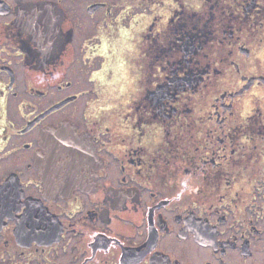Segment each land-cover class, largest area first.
Listing matches in <instances>:
<instances>
[{
  "label": "flooded vegetation",
  "instance_id": "1",
  "mask_svg": "<svg viewBox=\"0 0 264 264\" xmlns=\"http://www.w3.org/2000/svg\"><path fill=\"white\" fill-rule=\"evenodd\" d=\"M0 264H264V0H0Z\"/></svg>",
  "mask_w": 264,
  "mask_h": 264
},
{
  "label": "water",
  "instance_id": "2",
  "mask_svg": "<svg viewBox=\"0 0 264 264\" xmlns=\"http://www.w3.org/2000/svg\"><path fill=\"white\" fill-rule=\"evenodd\" d=\"M76 132L73 121L62 120L41 134L45 151H39L34 162L47 184L72 188L80 182V174L86 180L85 172H94L93 145Z\"/></svg>",
  "mask_w": 264,
  "mask_h": 264
}]
</instances>
